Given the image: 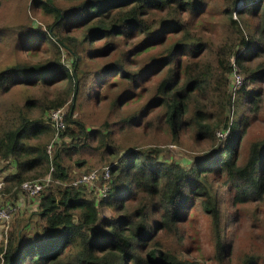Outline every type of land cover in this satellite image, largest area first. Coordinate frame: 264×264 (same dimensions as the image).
<instances>
[{"label": "trees", "instance_id": "obj_1", "mask_svg": "<svg viewBox=\"0 0 264 264\" xmlns=\"http://www.w3.org/2000/svg\"><path fill=\"white\" fill-rule=\"evenodd\" d=\"M8 1L22 15L0 26V181L22 212L0 222V264H264L237 246L238 210L264 243V0ZM93 44L116 55L86 61ZM95 170L108 196L69 185Z\"/></svg>", "mask_w": 264, "mask_h": 264}, {"label": "built area", "instance_id": "obj_2", "mask_svg": "<svg viewBox=\"0 0 264 264\" xmlns=\"http://www.w3.org/2000/svg\"><path fill=\"white\" fill-rule=\"evenodd\" d=\"M255 0L254 2H256ZM238 7L243 5L242 2L238 3ZM236 57L232 60V77L233 85H232V92L233 94H236L240 87L242 86V83L244 81L243 74H241L239 68L235 64ZM63 111L57 110L51 114V119L54 127L59 130L64 127L63 123ZM231 124H229V128L226 131H218L217 137L221 140L226 139L228 136L229 130H230ZM52 146H48V151L51 152ZM103 178L104 180L109 179V167L104 168L103 172ZM57 181H54L52 174H48L46 177L40 179V180H34V181H24L19 189L23 196H26L27 198H34L41 194V192L52 186L53 184H56ZM67 185V184H66ZM73 187H85L88 190H100V194L102 197H106L110 193V184H103L101 185V179L99 176L98 170H95L90 173L83 174L79 178H77L74 182L69 184ZM4 187V183L0 181V222L4 224L5 233L10 230L8 229L9 222L12 220L13 216L18 213L19 207L16 206V204H6L4 203V194L2 193V189ZM98 192V191H97Z\"/></svg>", "mask_w": 264, "mask_h": 264}, {"label": "rangeland", "instance_id": "obj_3", "mask_svg": "<svg viewBox=\"0 0 264 264\" xmlns=\"http://www.w3.org/2000/svg\"><path fill=\"white\" fill-rule=\"evenodd\" d=\"M0 2H1V4L4 5L5 8H7V13L4 12L0 8V26H2V27L6 26V28H7V27L13 26L15 24H18V23H16V20L22 15V12L20 11V9L18 10V12L14 11L12 9V7L10 6V2L8 0H0ZM237 9H240V7H238ZM37 13H40V12H37ZM9 16H12V18H13L11 21H9L7 19V18H9ZM35 17L38 19L39 25H41L42 22H41V19H40V14H37ZM234 17H236V16L234 15ZM99 43H100V41H99ZM124 45H123V47H124ZM92 46L93 47H88L87 50H91V48H92V50L95 52V46H98V45L93 44ZM6 50H7V44H6L5 38H4V36H1L0 37V58L3 57V55L6 53ZM93 51H92V54H91L92 56H89V55L85 56V60L86 61L92 60L93 64H97V65L102 63V62L104 63V62L111 61L114 58V56L116 55V54L113 55V53L105 52L102 55L97 56ZM4 65H5V63L4 64H0V68L3 67ZM117 73L118 72L110 73V74L106 75L105 78H107V79L111 78L112 79V78L117 76ZM243 77L245 79V76H243ZM105 78L102 77V79H105ZM98 80L99 79H97V80H95L93 82V84L91 86L92 89L97 87V84L100 81V80L99 81ZM105 85L106 84H104L103 87ZM96 108H98L97 104H96ZM217 132H216V135H217ZM165 150L166 151L163 152V157H162L165 160H168V158H170V159H172L175 162H179L181 164H184L185 166L190 161V159L187 157V151H185L181 147H177V146L173 147V146L168 145L167 147H165ZM83 173H86V172H83ZM35 209H36V207L33 208V210H35ZM231 212L235 213L234 210H232V209H231ZM238 213H239V219H240V222H241V226H240L239 233H238V245L237 246L241 250H246V251H254V250H258L259 248H264V243H262L261 241H258L255 237H252L250 234L246 233V230H245L244 226L246 227L247 218L245 217L244 212L242 210H238ZM25 214L28 215V213H25ZM18 215H19V213L15 214L13 216L12 220L9 222L8 229H10L11 225L15 223V219L17 218ZM109 216H110V211L108 209H105V211L103 213V217H109ZM1 229H2V226L0 224V232H1L0 240L3 237V232L1 231ZM16 230H18V232L19 231L20 232H24L25 228L17 226ZM205 252L208 253L209 250H205Z\"/></svg>", "mask_w": 264, "mask_h": 264}, {"label": "crops", "instance_id": "obj_4", "mask_svg": "<svg viewBox=\"0 0 264 264\" xmlns=\"http://www.w3.org/2000/svg\"><path fill=\"white\" fill-rule=\"evenodd\" d=\"M27 203L30 204V206L27 207V213H28L30 211L31 207L34 208L35 206L32 204L33 202H31V199H28ZM16 206L19 207L18 213L21 214V212H22V206L20 204H16ZM1 231H2V229H1ZM0 237H1V232H0Z\"/></svg>", "mask_w": 264, "mask_h": 264}, {"label": "clouds", "instance_id": "obj_5", "mask_svg": "<svg viewBox=\"0 0 264 264\" xmlns=\"http://www.w3.org/2000/svg\"><path fill=\"white\" fill-rule=\"evenodd\" d=\"M254 1H255V0H254ZM254 1H253V2H254ZM254 3H255V2H254ZM237 5H238V4H237ZM237 8H238V6L236 7V9H237ZM240 8H242V5L240 6Z\"/></svg>", "mask_w": 264, "mask_h": 264}]
</instances>
